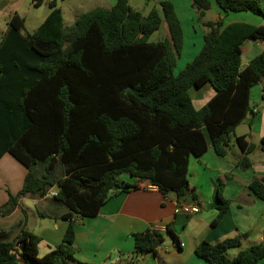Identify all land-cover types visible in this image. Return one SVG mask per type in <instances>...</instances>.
I'll return each instance as SVG.
<instances>
[{"label":"trees","instance_id":"trees-1","mask_svg":"<svg viewBox=\"0 0 264 264\" xmlns=\"http://www.w3.org/2000/svg\"><path fill=\"white\" fill-rule=\"evenodd\" d=\"M214 2L222 14L264 18V0ZM191 5L198 20L210 9L209 0H191ZM48 8L31 34H23L24 20L12 15L0 40V158L8 154L26 170L21 190L1 212L8 213L21 196L44 198L54 188L51 202L65 209L58 219L70 223L62 241L42 257L39 238L25 230L10 242L0 241V264H82L75 259L71 220L95 217L116 193L138 189L119 177L145 182L164 197L171 190L184 197L190 156L211 148L223 158L232 139L244 154L236 164L244 170L253 151L244 137L233 134L249 113L250 89L264 78V50L241 71V46L246 40L264 41V26L205 23L200 51L174 75L183 31L170 1H159L143 15L128 0H116L108 9L80 14L68 26L55 2ZM162 27L166 35L152 40ZM205 83L215 94L196 110L188 90ZM227 178L218 180L211 227L229 205L221 194ZM248 188L264 199L260 180L253 178ZM240 238L202 241L194 252L209 264L264 261V243L228 257ZM162 242L158 232L135 234L134 256L154 254Z\"/></svg>","mask_w":264,"mask_h":264},{"label":"crops","instance_id":"crops-1","mask_svg":"<svg viewBox=\"0 0 264 264\" xmlns=\"http://www.w3.org/2000/svg\"><path fill=\"white\" fill-rule=\"evenodd\" d=\"M24 1L0 0V19L3 21L0 24V40L8 20L14 14L24 20L23 34H31L40 25H32L27 22L26 16L19 15V8ZM97 1L109 3L106 7L100 6L108 9L116 0ZM159 1H170L173 4L182 27L183 48L176 61L179 72L200 51L203 36L208 32L205 23L221 20L223 26L231 23L264 26V18L259 19L257 15L249 12L229 18L228 14H222L216 7L215 19L205 21L207 11L198 20L191 0ZM48 2L50 3L49 0ZM209 3L212 9L210 0ZM184 11L188 12V22L192 29L188 33L183 26L185 16L181 13ZM27 26H32V30L29 31ZM165 35V27H162L152 40H159ZM262 50L264 41L243 42L240 70L247 67ZM188 94L193 107L198 110L215 92L209 83H205L200 88L191 87ZM249 109V113L236 126L233 134L235 137H244L253 146V151L247 155L250 162L247 169L237 167V162L244 154L230 139L227 154L223 158L217 156L211 148L199 157L190 156L187 167L189 192L184 197H178L176 202L170 201L145 182H138L128 176L119 177L125 183H137L138 189L116 193L102 205L95 217L73 216L71 224L75 230V259L82 264H209L194 252L195 247L202 241L214 244L240 236V245L227 251L230 258L245 248L262 243L264 199L257 198L249 190L248 184L253 178H257L264 185V151L260 149V139L264 136V78L250 89ZM25 174V168L10 155L5 154L0 158V241L10 242L21 230H25L39 238L38 256L42 257L62 241L70 222L58 219L65 209L61 205L53 204L47 196H21L8 213L1 212L11 201V197H15L21 190ZM223 176L229 177L223 181L221 192L222 198L229 201V205L221 220L211 227L210 222L215 218L219 205L218 180ZM181 203L196 205L199 212L184 214L177 209ZM150 229L160 233L163 242L154 254L135 257L134 235ZM258 264H264V261Z\"/></svg>","mask_w":264,"mask_h":264},{"label":"rangeland","instance_id":"rangeland-1","mask_svg":"<svg viewBox=\"0 0 264 264\" xmlns=\"http://www.w3.org/2000/svg\"><path fill=\"white\" fill-rule=\"evenodd\" d=\"M158 1L159 0H128V5L131 9L140 12L143 15H146L151 9L158 8ZM104 3H99L97 0H56L55 4L58 8L62 11V18H63V24L65 26L71 25L77 17L87 12L95 7H106L109 3H106L105 1H101ZM213 8L206 12V16L204 17L205 21H211L215 19V9L216 4L214 0H210ZM48 0H43L42 3L39 6H34L32 0H25L22 2L20 8H19V15L26 16L27 22L31 23L32 25L41 24L45 17L48 15L49 8H48ZM243 13L246 12H239V13H228V17H235L237 15H243ZM182 16H185V23L183 24L185 32L188 33V30L191 31V25L188 22V12L184 11L181 13ZM249 14V13H248ZM251 15V14H249ZM253 15V14H252ZM261 19L260 16H256ZM0 24H3V21L0 19ZM28 30H32V26H27ZM179 65V64H178ZM179 67L174 68V75L178 74ZM55 189H51V191H54ZM49 191L48 193H50Z\"/></svg>","mask_w":264,"mask_h":264},{"label":"built area","instance_id":"built-area-1","mask_svg":"<svg viewBox=\"0 0 264 264\" xmlns=\"http://www.w3.org/2000/svg\"><path fill=\"white\" fill-rule=\"evenodd\" d=\"M49 1L53 2L54 0H49ZM54 195H55V192H50V193L47 194V197L52 198ZM177 209L180 212L184 213V214H195V213L199 212V207L198 206H196V205H187V204H184V203L179 204ZM150 231L151 232H157L154 229H150ZM262 243H264V241H262ZM15 250L16 251L20 250V245L18 243L15 245Z\"/></svg>","mask_w":264,"mask_h":264},{"label":"water","instance_id":"water-1","mask_svg":"<svg viewBox=\"0 0 264 264\" xmlns=\"http://www.w3.org/2000/svg\"><path fill=\"white\" fill-rule=\"evenodd\" d=\"M168 198H169L170 201L176 202L177 199H178V195H177V193L175 191L171 190L168 193Z\"/></svg>","mask_w":264,"mask_h":264}]
</instances>
